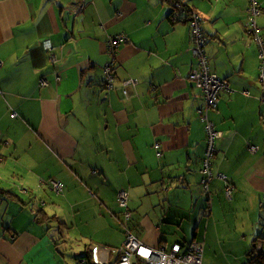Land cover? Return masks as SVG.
Wrapping results in <instances>:
<instances>
[{
  "label": "crops",
  "instance_id": "crops-1",
  "mask_svg": "<svg viewBox=\"0 0 264 264\" xmlns=\"http://www.w3.org/2000/svg\"><path fill=\"white\" fill-rule=\"evenodd\" d=\"M183 1L201 16L211 70L228 85L207 112L220 134L210 170L225 180L213 176L207 189L204 99L187 79L191 35L187 21H170V0H0V189L17 197L0 195V264H92L93 244L102 264H115L124 240L120 190L143 245L207 243L241 212L264 252V105L248 2ZM119 34L128 41L115 50L107 89V41ZM127 79L136 83L125 96ZM83 222L101 226L68 248L61 229Z\"/></svg>",
  "mask_w": 264,
  "mask_h": 264
},
{
  "label": "built area",
  "instance_id": "built-area-1",
  "mask_svg": "<svg viewBox=\"0 0 264 264\" xmlns=\"http://www.w3.org/2000/svg\"><path fill=\"white\" fill-rule=\"evenodd\" d=\"M173 8L177 11H187L183 0H170ZM247 21L245 23L246 31L251 35L258 50V82L260 84L259 100L264 105V37L260 34L257 17L261 14V9L257 0H247ZM188 27L192 40L191 53L195 59V67L188 74L187 79L198 89L201 90L204 99V106L198 110L201 116V121L204 124L206 135L205 152L202 159V186L207 189L208 182L212 179L210 171L211 159L215 154V140L220 137V134L215 130L213 123L207 118V112L214 110L218 104L219 94L223 90L228 89L226 81L214 74L210 67L208 56L205 52L206 37L201 28L202 18L199 14L189 11ZM128 38L119 34L108 38L107 50L110 56L109 61L103 68L104 84L107 89L112 88L114 54L118 45L126 43ZM47 50L51 51L50 45L46 46ZM51 64L56 62V57L49 55ZM136 83L133 79L123 81V95L127 96V88L134 86ZM46 80L41 79L40 85L45 86ZM247 94V93H244ZM15 117V113L11 114ZM250 151H254V147H249ZM217 177L225 180L223 175L217 174ZM52 189L55 193H59L62 189V184L59 181L52 182ZM232 187L227 185L224 189L225 194L230 198ZM118 206L122 210L125 222L131 218V211L128 208V192L120 190L117 193ZM90 261L92 264H102L99 258V246L93 244L89 248ZM118 259L115 264H202L203 244L200 242H191L188 244H172L167 251L163 247L150 248L143 245L134 234L130 232L127 226H124V240L122 246L118 249Z\"/></svg>",
  "mask_w": 264,
  "mask_h": 264
},
{
  "label": "rangeland",
  "instance_id": "rangeland-1",
  "mask_svg": "<svg viewBox=\"0 0 264 264\" xmlns=\"http://www.w3.org/2000/svg\"><path fill=\"white\" fill-rule=\"evenodd\" d=\"M217 140V139H216ZM216 140H215V145H216ZM211 171V170H210ZM214 176L213 179H217V173H215L212 170ZM211 172V173H212ZM19 190V189H17ZM121 212V211H120ZM121 217H119V213H116V231L121 233V230L124 233V226L127 225L128 229L130 230L128 226V222L126 223L123 217L122 212L120 213ZM261 214H254V217H256V221L258 219V216ZM87 217H91V214H87ZM250 216L249 214H244L241 212L237 213L236 220L235 222H230L229 223V229H225L224 231L220 232V235L218 237H214V235L209 234L208 238H212L208 240L207 243L204 242L203 239L201 241L204 244V255L202 258V264H245L248 257H246V254L249 252L250 248L254 246L253 243H251L250 235L253 233L256 236L259 234L257 233V229L252 228L251 224L243 222L242 219L243 217H246V219ZM119 217V219H118ZM53 220V219H51ZM254 222V225L256 223ZM79 223V221H78ZM101 226V223L97 222H83L82 225H78L77 229L72 230V228H63L61 229L62 234H65L67 237V244L68 248H76L77 245H80L81 243L79 242L77 238L80 237L79 234H82V236L86 235H92V233H95L96 230H98ZM131 231V230H130ZM242 235H246L247 239L242 238ZM101 237V236H100ZM255 239V238H254ZM88 239L84 238L82 241H85ZM82 243H87V242H82ZM60 247L62 245H59ZM256 247L258 249H261V243L259 242ZM71 249V248H70ZM70 249H68V253L70 252ZM76 261L73 260L71 262L69 260V264H75Z\"/></svg>",
  "mask_w": 264,
  "mask_h": 264
},
{
  "label": "trees",
  "instance_id": "trees-1",
  "mask_svg": "<svg viewBox=\"0 0 264 264\" xmlns=\"http://www.w3.org/2000/svg\"><path fill=\"white\" fill-rule=\"evenodd\" d=\"M171 6L173 8V4H171ZM178 12L173 8V11L169 15L170 21L176 23L178 21H183L184 19V21L185 22L187 21L188 23L190 13L188 11H178ZM0 195H3L5 198L8 199L17 200V197L15 195L1 189H0ZM246 257H248V259L245 264H264V252H262L261 249H258L256 247V244L252 248H250L249 252L246 254Z\"/></svg>",
  "mask_w": 264,
  "mask_h": 264
}]
</instances>
